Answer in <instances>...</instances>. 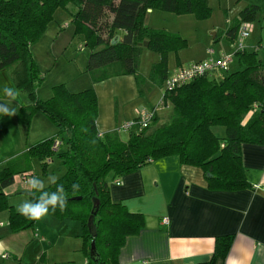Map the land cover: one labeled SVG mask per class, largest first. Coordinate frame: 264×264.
Wrapping results in <instances>:
<instances>
[{"label":"trees","instance_id":"obj_1","mask_svg":"<svg viewBox=\"0 0 264 264\" xmlns=\"http://www.w3.org/2000/svg\"><path fill=\"white\" fill-rule=\"evenodd\" d=\"M69 3L76 7L71 18L74 36H82L92 48L86 64L91 82L133 75L139 93L144 94L153 84L164 82L168 54L187 44L177 33L144 24V14L160 8L206 17L208 0H0V70H8L17 88L32 97V102L18 108L17 122L28 125L32 116L41 112L57 128L53 136L6 159L0 170V209H10L8 223L13 232L33 228L35 220L3 201V189L14 183L16 175L30 174L34 160L46 173L48 162L57 155L64 173L56 183L64 186L67 204L63 211L57 208L49 213L81 223L85 264H119L120 248L128 236L141 231L145 219L111 200L108 174L123 176L150 162L172 157L179 164L201 168L205 176L210 173L206 179L211 189L249 187L241 163V145H264V62L257 57V49L244 48L234 53L240 69L201 76L165 90L162 99L171 104V115L162 123H155L154 118L147 128L129 131L128 140L123 141L117 129L98 132L97 96L92 86L72 93L59 84L47 100L35 94L42 76L31 46L44 35L54 11ZM258 8L248 5L242 9L239 19L226 30L228 38L234 40L240 19ZM143 49L160 55L147 79L138 73ZM247 114L250 117L243 123ZM213 127H223L224 135H216ZM74 183L79 185L75 192ZM46 190L55 191L56 185H48ZM39 195L31 192L30 197L34 200ZM90 214L93 219L88 224ZM232 241L233 235L218 236L211 259L197 264H225ZM92 242L96 259L90 257Z\"/></svg>","mask_w":264,"mask_h":264},{"label":"crops","instance_id":"obj_2","mask_svg":"<svg viewBox=\"0 0 264 264\" xmlns=\"http://www.w3.org/2000/svg\"><path fill=\"white\" fill-rule=\"evenodd\" d=\"M222 53L229 51L223 49ZM201 60L205 59L178 54L176 65L167 66V76ZM5 84L18 91L9 71L3 69L0 70V92ZM91 84L97 92L96 127L101 134L118 130L119 118L130 120L145 109L140 102L143 94L139 93L133 75L112 76ZM104 85H109L106 90H102ZM6 99L2 94L0 100ZM14 102L16 110L26 105L19 96ZM161 109L155 110L154 118L160 119ZM241 163L249 187L238 190L211 189L201 168L179 164L172 157L150 162L123 176L109 173L111 200L125 205L131 212L141 213L145 219L141 231L128 236L120 248L119 264L122 261L123 264L208 262L214 252L215 239L223 235H233L225 264H264V190L256 188L264 184V145L243 143ZM116 179L120 180L119 184L115 183ZM21 188L27 189L26 186ZM163 218L169 220L168 225L161 223ZM65 220L63 218L62 223L67 232L62 236L74 239L68 242L69 246L82 251L81 223ZM58 236L51 244L60 240ZM2 254L10 256L6 252ZM86 261L85 256L83 262Z\"/></svg>","mask_w":264,"mask_h":264},{"label":"rangeland","instance_id":"obj_3","mask_svg":"<svg viewBox=\"0 0 264 264\" xmlns=\"http://www.w3.org/2000/svg\"><path fill=\"white\" fill-rule=\"evenodd\" d=\"M248 5H256L259 8L248 17L240 19V26L234 40L228 38L227 28L239 19V12ZM208 6L209 14L206 17H197L190 13L177 14L160 8H153L144 14L143 21L147 26L177 33L187 42L183 49L176 53H169L167 66L176 65L178 54L189 58L207 59L217 57L223 49H227L233 55L228 71H236L240 69V65L231 43L239 38V31L244 28L248 30V36L243 42L245 49L247 51L257 49V57L264 62V0H208ZM75 11L76 7L72 3L65 8H57L42 38L31 46L32 57L42 76V83L36 88L35 94L43 100L50 99L53 95V87L59 84H63L72 93L92 86L90 74L86 71L88 55L92 48L82 36H74L75 27L71 18ZM209 50H212V53H209ZM159 59L160 55L157 52L149 49L142 50L138 73L143 79L150 76L153 64ZM107 86L109 85H104L102 90H106ZM18 91L22 103L32 102L30 95L20 89ZM164 92V82L160 85L153 84L141 96L140 102L145 109L151 110L160 102ZM2 94L3 92H0L1 98ZM3 101L5 100H0V102ZM171 113L172 107L170 103H167L159 110L160 119H156L155 123L166 121ZM15 116H0V170L3 169L6 159L57 132L54 123L41 112H36L28 125L16 123ZM249 117L250 114H247L243 123ZM130 120L122 121L119 118V126ZM118 131L121 140H128V132ZM213 131L218 136L224 135L223 127H213ZM60 150L63 151L64 148ZM63 173L64 168L57 155L48 162L46 173L40 162L34 160L30 174L16 175L14 183L3 189L2 199L17 211L18 204L24 200H32L30 195L16 193L22 190L21 187L26 186V180L30 176H37L47 183V177L50 174L60 177ZM9 213L8 207L0 209V222L2 223L0 226V261L3 264H18V262L22 264H85L83 252L74 250L73 246L68 244L74 239L62 236V233L67 232L62 223L63 218L48 213L42 219L35 220L36 230L33 227L13 232L8 223ZM67 218H64L66 219L64 222H75L74 219ZM57 234L60 240L51 244L52 240H56ZM41 240L45 242L41 243ZM4 252L9 253L10 256L2 258L1 255Z\"/></svg>","mask_w":264,"mask_h":264},{"label":"built area","instance_id":"obj_4","mask_svg":"<svg viewBox=\"0 0 264 264\" xmlns=\"http://www.w3.org/2000/svg\"><path fill=\"white\" fill-rule=\"evenodd\" d=\"M239 38L235 39L236 41H233L231 43V46L234 50V53L236 51L244 49V40L248 36V30L247 28L240 29ZM209 53H212V50H209ZM233 61V55L230 53H222L217 57H210L205 60L197 61L188 64L187 66L180 67L177 69L174 73L168 75L164 80V86L165 90L169 91L174 88H177L179 86H182L198 77L201 76H210L216 72H226L229 70V65ZM167 102H165L162 98L160 102L156 105V107L152 110H140L135 118H133L130 121L123 122L118 130L123 132H129L131 130H137L141 131L152 123L154 119V113L156 109H160L163 106H165ZM25 179V178H24ZM116 184L120 183L119 179L115 180ZM256 188H261L264 190V184L256 186ZM161 223L163 225H168L169 220L167 218H163L161 220ZM0 222V226H1ZM2 258L8 257L7 254H2Z\"/></svg>","mask_w":264,"mask_h":264},{"label":"clouds","instance_id":"obj_5","mask_svg":"<svg viewBox=\"0 0 264 264\" xmlns=\"http://www.w3.org/2000/svg\"><path fill=\"white\" fill-rule=\"evenodd\" d=\"M3 94L7 98L5 101L0 102V115L12 117L16 115L17 110L12 106V102L17 99L18 92L8 85L3 86ZM59 177L55 174H50L47 177V183L44 179L37 176H30L26 180L27 190L32 192L33 195L39 192L40 195L34 200H24L17 205V212L30 220H40L45 217L49 210L54 213L57 208L63 211L67 204V193L62 184H57ZM56 185L55 191H47L48 185ZM73 191L79 189L78 184L72 185ZM123 264V261H122Z\"/></svg>","mask_w":264,"mask_h":264},{"label":"water","instance_id":"obj_6","mask_svg":"<svg viewBox=\"0 0 264 264\" xmlns=\"http://www.w3.org/2000/svg\"><path fill=\"white\" fill-rule=\"evenodd\" d=\"M211 174L210 173H207L206 176H210ZM17 194H26V195H30L31 192H29L27 189H22V190H19L16 192ZM97 203L94 204V207H97ZM92 219H93V214H90L89 218H88V224H90L92 222ZM94 250H95V245L94 243L92 242L91 243V249H90V257L92 259H96L95 257V253H94Z\"/></svg>","mask_w":264,"mask_h":264}]
</instances>
